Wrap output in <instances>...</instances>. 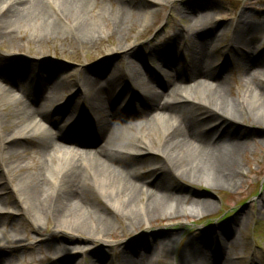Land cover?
<instances>
[{
  "label": "bare ground",
  "instance_id": "1",
  "mask_svg": "<svg viewBox=\"0 0 264 264\" xmlns=\"http://www.w3.org/2000/svg\"><path fill=\"white\" fill-rule=\"evenodd\" d=\"M45 1L53 9L51 14L45 10L42 0H0V40L11 43L18 40L15 25L20 16L39 7L37 10L45 13V19L39 21L41 26L49 22L50 27L57 28L51 20L54 15L72 33H100L104 30L106 34H114L116 42L108 54H113L128 67L124 72L109 68L105 78H101L103 70L95 66L78 67L82 76L90 74L93 77L76 81V92L65 103L53 107L51 103L56 101L67 76L54 68H44L45 76H41L38 65L31 63L27 56L0 55L6 61L0 64V214L17 215L7 221L0 220V232L4 237H0V249L9 247L8 252H13L23 248L20 232L29 225L33 230L41 231L40 220H44L45 224L51 222L52 234L65 232L69 240L76 238L75 234H85L93 244L76 247L55 242L43 246L47 251L54 250L57 258L80 253L90 262H107V255L99 253L95 243L100 241L112 246L105 238L112 232L109 215H125L129 226L139 223L136 198L140 194L146 197L145 204L140 207L141 219L145 223L159 212L174 216L186 211L199 213L213 206L208 200L194 202L186 196L174 198L166 182L169 175L178 178L203 174L224 182H232L238 177L241 170L238 158L246 149L247 138L239 133L237 123L242 122L244 115L260 114L259 124L263 126L264 134V50H256L253 38L259 28L264 29V12L259 17L255 15L254 19L246 12L238 14L231 23L233 30L228 52L232 55L217 62V50L208 39L223 33L195 0H148L179 2L176 8L184 6L189 9L183 28L163 36L164 48L153 49L148 55L139 54L134 41L128 40V31L136 19L127 17L125 0L117 1V6L111 10L112 17L103 16L97 10L90 12V18L85 20L70 19V12L79 11L77 5H82L85 0ZM145 6L139 7L144 20L148 18ZM184 34L195 41L182 45L180 37ZM181 54L189 55V67L183 74L185 77L176 74L175 81H164L168 88L164 99L166 94L162 89L157 90L154 83L160 80L156 78L155 70L150 76L143 77L141 73L150 72L147 59L171 68L178 66L174 61ZM131 58L138 62H132ZM237 64L242 67L239 72ZM25 70H28L32 82L22 88L17 97L19 77L23 78ZM234 83L237 89L233 94ZM119 96H127L123 105L118 102ZM77 97L86 98L91 115L85 107V112L77 113L78 107L72 102ZM188 110H201L207 115H185L184 111ZM62 114L74 116L69 128L68 124L57 121ZM7 115L12 119L11 125L4 126ZM207 118L215 123L210 124ZM252 123L257 122L252 120ZM128 130L133 131L134 137L128 135ZM154 131L162 135L156 147L151 146L149 139L154 136ZM70 133L76 136L73 140L68 138ZM93 136L101 140L97 148L85 150L72 145H80L85 137ZM156 154L161 156V161L158 166L154 164L151 171L162 170L145 183L135 175L131 163ZM91 194L103 202L106 210L93 203ZM169 199L167 208L158 207L161 201ZM20 215H26L27 225L20 222ZM86 225L91 229L86 230ZM193 235L186 241V246L198 245L192 252L182 251L180 257L184 255V261L181 263L180 260L179 264H214L216 246L213 238L204 234ZM139 238L140 235L121 244L124 252L122 264H155L158 255L172 248L175 242L170 238L144 242V246L158 249L144 259L135 256L143 244H139ZM218 250L222 256L219 264H233L232 257L225 251V243L221 242ZM3 256L0 252V264L17 257L11 254L6 260Z\"/></svg>",
  "mask_w": 264,
  "mask_h": 264
},
{
  "label": "rangeland",
  "instance_id": "2",
  "mask_svg": "<svg viewBox=\"0 0 264 264\" xmlns=\"http://www.w3.org/2000/svg\"><path fill=\"white\" fill-rule=\"evenodd\" d=\"M117 1L118 0H100L99 2L98 0H85V3L81 2L82 5H77L80 6L79 11L70 12V19L79 18L85 20L90 18V12L97 10H100L103 16L112 17L111 10L117 6ZM125 1V12L127 17L130 16L136 19L128 31L127 37L130 42L134 41L133 44L136 45L138 53L141 55H148L153 49H163V36L169 35L175 30L182 29L184 26V18L189 14V9L184 6L179 9L176 8L179 2L171 1L164 3L157 1L150 2L148 0ZM195 1L200 4L201 7L205 8L212 23L223 33L216 38L208 39L209 43H212L215 50H217V62L224 60L228 55H232V52H228L230 50V36L233 30L231 23L237 18L238 14H240V12H246L249 18L254 19L255 15L259 17L260 14L264 12V0ZM42 4L45 10L51 14L53 9L47 1L42 0ZM144 4L146 5V8H144L145 13H147L148 16L145 20L142 17L141 10H139V7H142ZM36 7H38V5ZM37 9L30 11L31 13L29 14L27 12V14L20 16L19 21L15 25L17 35L19 36L18 40L13 43L0 40V55L27 56L31 63L38 65L41 76H45L44 68L57 69L59 71H57L58 73L67 76V81L62 82L63 85L58 91L59 93L56 101L51 103L53 107L57 104L65 103L73 92H76L78 88L76 86V81H82L83 78L91 79L93 77V75L90 74L82 76L77 70L78 67L95 66L99 70H103L104 74L101 78H105L106 75H108L106 72L109 68H114L123 72L126 71L128 67L126 63L118 60L113 54H108L111 52L110 48L116 42L114 34H106L104 30L100 33H94L92 31L72 33L54 15L51 17V20L56 23L57 28L50 27L49 22H47L46 26H41L40 22L42 18L45 19V13ZM58 36L62 37L58 38ZM253 38L256 41V50H264V29L259 28L253 35ZM70 39H72L73 42H68ZM193 41H195V39L188 34H184L180 37L182 45H190ZM179 57L178 60L174 61V65L178 66H171V68L162 67L158 63V65H156L154 64L155 60L147 59V67L150 72L147 73L142 71L141 73L143 77L147 75L150 76V73L155 70V75H157L156 78L160 80L154 83L158 86H156L157 90L158 88L159 90L162 89L166 94L164 99L167 98L168 93V88L165 86L164 81H175L176 74H179L181 78L185 77L183 74L189 67V55L181 54ZM3 60L4 59L0 58V64H3V62L6 63V61ZM131 61L135 63L138 62L136 58H131ZM12 62L15 63L16 61L13 59ZM236 68L237 72L242 69L240 65ZM71 69L75 70L72 71ZM27 71L28 70H25L23 78L19 77L20 83H18L19 90L17 92V97L20 95L19 91L22 88H26L31 81L30 78L27 77ZM15 77L17 78V76ZM184 81L186 82L187 80ZM235 89H237V85L234 83L232 86L233 94ZM121 96H119L118 102L120 105H123L127 96L126 98H121ZM72 102L78 107V114L85 112L83 107L86 108L88 114H92L86 98L77 97ZM9 104L10 103H8L7 106H10ZM140 110L141 109H139V112ZM200 111L201 110H188L184 111V114L192 117H197L196 114H198L199 117L207 115L205 113L202 114ZM139 112L136 113L139 115ZM144 113H146V110L140 117H142ZM65 115L66 114H62L57 118V121L62 125L68 124L67 127L69 128L71 125L69 122L73 120L74 116L67 117ZM247 115L249 117L245 115L242 116V122H238L236 126L240 131L239 133L247 138V140L245 142L246 149L238 158L241 170L234 181L224 182L211 177H205L203 174L198 175L199 177L188 175L189 177L178 178L169 175L166 178V182L174 198L186 196L194 202L196 200H208L213 203L210 209L199 213L187 211L178 212L174 216L159 212L150 217L148 222L145 223L141 219L142 210L140 207L145 204L146 197L140 194L136 198L137 214H139L140 217L139 223L129 226V220L126 219L125 215L122 217L117 214L109 215L112 221V232L107 234L105 238L112 243V246H106L101 244L100 241H96L95 247H97L98 252L104 255L106 254L107 256H105L108 257L107 262L100 261V263L90 262L89 259L85 257L86 255H80V253H74V255L67 254L62 256L63 259H59L54 253V250H45L43 246L55 242L63 245L73 244L76 247L80 245H91L92 242L86 238L85 234H75L76 238L73 240H69L67 238L69 235L65 232L52 234L51 222L49 221L45 224L44 220H40L41 231L33 230L29 225L25 226L26 228L24 227L25 229L20 232L19 236L23 239V248L15 249L13 252H8V250H10L9 247L3 250L0 249V252L5 256H3V258L6 260L11 254L17 255L15 259L7 260L5 264H60L61 262H69L68 264H122L121 259L124 252L121 244L139 235V244H143H140V248H138L135 256L139 255V257L146 259L149 254L158 250L155 248L152 249V247L150 248L147 245L144 246V242L146 243L148 240L161 241L170 238L173 240L175 239L174 246L168 249V251L159 254L155 264H179L180 260L181 263L184 261V255L183 258L180 257L182 251L185 250L184 253L187 251L192 252L193 247L198 245L194 243L193 246H186V241L194 236L193 233H196L195 237L204 234L213 238L216 246L213 257L214 264H219L222 257L218 250L221 242L225 243V251L232 257L233 264H264V134L262 130L263 126L259 124L260 114L254 115L251 113ZM207 119H210V124L215 123L211 118ZM11 120L10 116H5L4 126L11 125ZM252 120L257 123H252ZM127 132L128 135L134 137L133 131L128 130ZM73 137H76L75 134L73 135L70 133V135H68L70 140H73ZM149 139L151 146L156 147L161 142L162 135L154 131V136H149ZM100 143V138L93 136L85 137L80 145H72H77L81 149L89 150L97 148ZM121 157L127 160V157L123 155ZM27 159L28 157L26 160ZM160 161L161 156L156 154L147 157L144 161H139L138 163L132 162L131 169L135 171V175L141 181L147 183L162 170V168L161 170L159 168L154 172L151 171L154 164L158 166ZM12 198L10 194L9 199L12 200ZM90 198H92L93 203L98 208L106 210L105 205L97 196L91 194ZM170 201V199L161 201L158 207L160 209H165L170 204ZM194 205L195 204H193V206ZM110 206L114 207L111 204ZM197 208H202V205H197ZM114 210L118 211L116 208ZM117 213L119 214V211ZM133 213H136L135 209ZM12 215L16 214L12 213L6 216L1 213L0 220L7 221L12 218ZM18 218L22 224H28L26 215L25 217L20 215ZM85 229L90 230V225H86ZM121 230L123 232H121ZM190 232H192V234ZM0 237L4 238L1 232ZM66 240L69 243L66 242ZM37 242L39 244H37ZM91 246H93V244ZM23 252H26L25 255ZM18 253H21V255ZM174 258L175 261L173 260Z\"/></svg>",
  "mask_w": 264,
  "mask_h": 264
}]
</instances>
